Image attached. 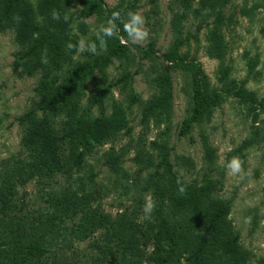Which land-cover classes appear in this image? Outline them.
<instances>
[{
  "label": "rangeland",
  "instance_id": "rangeland-1",
  "mask_svg": "<svg viewBox=\"0 0 264 264\" xmlns=\"http://www.w3.org/2000/svg\"><path fill=\"white\" fill-rule=\"evenodd\" d=\"M27 1L36 7L40 0ZM104 1L108 8L121 4L127 7V13L142 14L148 38L135 44L127 34L122 36L128 42L123 44L127 50L120 56L111 54L113 47L121 43L115 38L108 39L107 51L98 55L69 50L66 44L63 60H57V64L47 60L44 51V63H29L26 67L18 58L20 46L14 31L0 30V172L15 162L28 169L26 164L31 159L23 141L27 124L20 118L40 102L38 85L46 81L51 92L60 93L67 86L69 70L87 64L72 94L79 112L93 119L107 117L120 108L129 128L120 130L113 141L96 144L85 155L84 167L79 171L73 167V177L85 184V191H92V205L115 216L129 205L152 198L138 189L158 168L159 160L167 158L181 185H215L209 197L229 201L226 219L237 236L239 249L246 253L245 264H264V0H228L224 5L220 0L204 9L199 8L200 0H188L187 4L184 0ZM242 9H252L251 15L243 14ZM66 11L71 19V43L81 38L96 41L105 14L84 13L79 0L71 1ZM175 14L183 15L176 18ZM216 16L223 19L215 22ZM150 42L157 52L148 57L134 46ZM166 52L170 61L161 56ZM250 63H255L252 69ZM165 75L170 86L165 83ZM232 79L244 80V87L262 103L257 121L251 120L253 107L249 103L229 94L217 100L210 115L206 112L184 131L196 87L212 101V90ZM102 91L99 105L95 97ZM167 91L168 103L142 122L144 107ZM41 114V110L36 111L37 116ZM65 117L62 113L57 120ZM245 140L251 144L241 146ZM120 151L122 154L117 156ZM233 157L243 161L242 179L227 172L225 165ZM24 174L27 179L17 186V195L25 194V199L34 204L29 208H48V186L38 182L35 174L28 176L26 170ZM67 177L58 173L52 180L53 189L61 190ZM248 218L250 222H246ZM62 240L82 249L90 241L78 242L69 233L56 241ZM145 248L150 252L153 246Z\"/></svg>",
  "mask_w": 264,
  "mask_h": 264
},
{
  "label": "trees",
  "instance_id": "trees-1",
  "mask_svg": "<svg viewBox=\"0 0 264 264\" xmlns=\"http://www.w3.org/2000/svg\"><path fill=\"white\" fill-rule=\"evenodd\" d=\"M71 1L40 0L33 7L27 0H0V30L14 31L20 46L17 55L26 67L29 63H44L41 56L44 51L51 62L57 64L63 60L64 46L71 42L68 27L71 19L66 11ZM216 1L220 0H200L199 8H211ZM227 1L223 0L221 5ZM79 2L84 5L86 14L104 13V23L114 11L127 19L128 9L121 4L108 8L104 0ZM53 10L60 13V20L52 19ZM241 12L251 15L252 9ZM65 15L69 17L68 21L63 19ZM182 15L175 14L174 17ZM222 19L223 16H216L215 22ZM119 27L120 36L125 37L123 25L119 24ZM32 40L38 43L34 44ZM134 46L144 57L157 52L152 42ZM126 50L127 46L120 43L113 47L111 54L120 56ZM161 56L171 60L167 52ZM254 64H249L251 69ZM86 65L69 70L67 86L60 93L51 92L50 84L42 81L36 88L40 102L20 118L27 124L23 141L31 160L26 164L28 169L15 162L0 172V264H245L246 253L239 249L237 236L231 232L226 219L229 201L209 197L215 186L211 183L181 185L183 183L174 177L167 158L159 160L158 168L149 173L138 189L141 194L150 193L155 202L150 220L143 218L144 199L125 207L115 216L92 205V191H85V184L73 177V170L84 167L85 155L96 144L113 141L120 130L129 128L120 108L107 117L93 119L79 112V104L72 94L78 78L88 68ZM164 80L170 86L169 77L165 75ZM103 94L102 91L99 96H94L99 105ZM229 94L253 107L250 114L255 123L262 103L244 87V80L232 79L212 90V101L196 87L193 109L183 130L206 112L210 115L217 100ZM169 97V91L156 96L144 107L141 121L146 122L149 115L168 103ZM37 110H41V116L36 115ZM62 113L65 120L58 121ZM249 144L251 141L245 140L241 146ZM121 154L120 151L117 156ZM138 155L139 151L136 157ZM136 160L139 161V157ZM25 170L28 176L35 174L38 182L48 186L45 198L48 208H29L34 204L25 199V194L17 195V186L27 179ZM58 173L68 177L64 187L55 191L51 184ZM181 186L186 189L184 194L179 191ZM63 233L72 234L78 242L90 241L84 249L69 241H56ZM148 244L153 246L150 252L145 248Z\"/></svg>",
  "mask_w": 264,
  "mask_h": 264
},
{
  "label": "clouds",
  "instance_id": "clouds-1",
  "mask_svg": "<svg viewBox=\"0 0 264 264\" xmlns=\"http://www.w3.org/2000/svg\"><path fill=\"white\" fill-rule=\"evenodd\" d=\"M126 15L127 19H124L122 18L120 12H112L107 22L102 23L98 26V29L96 31V41L90 42L81 38L76 44L69 42L67 44V49H75L78 53L88 52L93 55H98L100 54V52L107 51L108 39L117 38L122 44L127 43L128 41L120 36L119 24L123 25V31L127 34L129 40H131L135 44L142 43L149 36L148 29L145 27V18L139 12L129 11ZM51 16L54 20L61 19L60 13L56 10L52 11ZM63 19L65 21H68L69 17L65 15ZM225 167L229 175L241 179L243 178V161L239 157H233L230 161H228ZM179 191L181 194H184L186 192V189L181 186L179 188ZM155 206V202L152 200V198L148 197L143 206L144 219H151V214L154 211ZM246 222H250V218H248Z\"/></svg>",
  "mask_w": 264,
  "mask_h": 264
}]
</instances>
